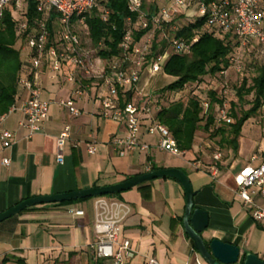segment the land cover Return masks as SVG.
Returning <instances> with one entry per match:
<instances>
[{"label":"crops","instance_id":"0c3cea01","mask_svg":"<svg viewBox=\"0 0 264 264\" xmlns=\"http://www.w3.org/2000/svg\"><path fill=\"white\" fill-rule=\"evenodd\" d=\"M69 71L64 66L57 78H52L47 65L36 71L42 98L51 101L49 117L40 131L30 137V129L21 125L25 121L21 110L4 123L14 133L15 142L6 149L0 144V214L32 197L114 185L154 171V167L179 168L189 175L197 192L195 207L209 213V226L202 234L205 241L219 239L264 260V221L254 219L255 207L244 203L235 181L242 170L264 164V130L254 117L243 127L238 150L222 142V135L211 138L198 131L193 150L181 155L159 148L160 134L149 131L151 121L147 119L139 138L150 148L120 156L113 139L125 136L127 127L103 116L102 97L107 91L98 80L84 79L89 91L76 101L81 115L73 116L59 104L70 99L76 89V84L66 81ZM157 76L146 71L138 91L120 90L116 100L134 101L138 93V103L151 101L160 89H156L154 81ZM29 97L23 87L17 105ZM66 126L71 127V137L61 164L58 138ZM92 145L95 153L89 152ZM218 151L222 153L220 171L213 175L211 165ZM4 158L11 159L10 166L3 164ZM106 197L125 201L133 209L123 224V236L131 241L137 254L127 264H145L147 257H154L161 264H195L196 248L183 223L186 194L178 180L159 178ZM96 199L36 205L0 223V264H22L19 260L24 264H92ZM254 199L264 208L262 195L256 194ZM79 210L84 214L78 215Z\"/></svg>","mask_w":264,"mask_h":264},{"label":"built area","instance_id":"2783aa9c","mask_svg":"<svg viewBox=\"0 0 264 264\" xmlns=\"http://www.w3.org/2000/svg\"><path fill=\"white\" fill-rule=\"evenodd\" d=\"M39 17L33 22L28 20L30 0H0V27L7 11H11L18 22L23 46V61L34 71L32 76L22 78L21 85L30 93V97L21 106L15 104L0 117V144L4 149L15 142L14 133L4 125L14 112L21 110L25 115L23 127L30 129V137L41 130L42 124L49 117L51 101L42 98V89L36 79V71L47 65L52 78H57L64 66L69 67L66 76L68 83L76 84L73 96L61 100L59 104L68 108L73 116L82 114L77 106V99L83 98L89 91V84L84 79H96L105 88L107 94L102 97L103 116L125 123L127 134L113 139V146L120 156H126L136 149L146 150L150 146L140 141L139 134L143 123L149 119V131L160 134L159 148L174 155L183 151L170 129L157 121L152 102L120 103L115 96L120 90L136 92L143 74L152 75L164 72L165 65L172 53L190 54L200 37H178L176 33L191 23L205 20L206 26L217 34H234L241 48L252 43L264 45V7L261 0H127L130 12L136 17H129V28L124 34L121 52L104 58L102 50H109L104 40L95 44L91 37L87 19L93 11L99 10L100 17L108 22L110 11L100 0H33ZM148 32L136 41V33ZM161 32L169 41V49L155 55L153 46L155 37ZM100 60L98 62V60ZM233 67L238 74L244 72L245 65L239 56L232 58ZM225 76L223 94L228 95L230 84ZM208 108V102L204 103ZM219 121L232 123L229 104L224 102L218 107ZM71 137V127L61 132L58 138L59 159L64 163L63 150ZM90 153L96 152L94 145ZM257 155L253 156L256 160ZM222 153L216 152L211 170L213 175L220 171ZM10 158H4L3 164L11 165ZM239 195L245 204L253 205V217L264 221V208L255 202L254 195L264 197V164L257 168H246L235 177ZM129 203L111 200L106 196L95 201L96 242L93 255L95 259L106 260L109 264H127L135 258L137 252L131 241L123 236V224L132 214ZM83 215L84 211L76 212ZM195 264H209L195 250ZM145 264H161L154 257H147Z\"/></svg>","mask_w":264,"mask_h":264},{"label":"trees","instance_id":"16d2710c","mask_svg":"<svg viewBox=\"0 0 264 264\" xmlns=\"http://www.w3.org/2000/svg\"><path fill=\"white\" fill-rule=\"evenodd\" d=\"M100 1L110 11L108 22L101 19L99 10L88 15L87 22L93 42L98 44L104 40L109 48L101 51V55L108 58L121 52L120 46L129 28L127 19L136 17L130 12L127 0ZM261 3L264 7V0H261ZM38 17L36 3L30 0L28 20L33 22ZM147 32L148 30L137 32L136 41ZM176 35L186 38L199 35L200 39L194 44L190 54L172 53L167 61L164 73L175 80L151 97L157 121L170 129L183 152L193 150L198 131H204L211 138L222 135V142L238 150L245 123L256 117L264 108V64L258 66L257 74L252 78L247 76L246 66L244 72L239 74L238 82H234L227 75L230 90L228 95H224L225 76L221 73L234 68L233 57L242 58L239 54L241 45L236 36L217 34L206 26L205 20L191 23ZM25 43L15 16L11 11H7L0 27V117L17 104L23 88L22 78L34 74L33 69L23 61ZM258 45L264 48V45ZM167 49L168 39L158 32L153 46L154 54H163ZM251 96L252 99L249 98ZM205 102H208V108L205 107ZM224 102L229 104L233 119L229 124L219 121L218 107ZM247 106L249 108H246ZM154 169L157 170L156 167ZM86 199L90 198L81 200ZM19 262L24 264L22 260ZM57 264L72 263L60 261ZM92 264L109 262L94 259Z\"/></svg>","mask_w":264,"mask_h":264},{"label":"water","instance_id":"95a60500","mask_svg":"<svg viewBox=\"0 0 264 264\" xmlns=\"http://www.w3.org/2000/svg\"><path fill=\"white\" fill-rule=\"evenodd\" d=\"M168 177L178 180L184 187L186 194V211L183 218L184 228L203 259L209 264H264V260L258 255L244 252L237 245L219 239H213L209 243L205 241L202 234L209 226V213L203 208L195 207L197 192L189 175L179 168L157 169L114 185L95 186L68 193L32 197L1 213L0 223L36 205L114 195L145 182Z\"/></svg>","mask_w":264,"mask_h":264},{"label":"rangeland","instance_id":"374dc122","mask_svg":"<svg viewBox=\"0 0 264 264\" xmlns=\"http://www.w3.org/2000/svg\"><path fill=\"white\" fill-rule=\"evenodd\" d=\"M239 54L242 57L241 58L242 62L246 66L247 76L249 78L256 76L258 66L261 64H264V48L261 45H258V43H252L247 49L241 48L239 50ZM164 74H165L164 72H162L161 74H158V76L156 77L157 79L154 80L156 89L157 88L161 89L175 80V78L173 79L169 77H164L165 76ZM228 75L231 80H233L234 82H238L239 74L235 71L234 68H231L229 70ZM157 92L154 95H156ZM138 98H140V95L137 93L134 99L135 103H138ZM249 98L252 99V96ZM147 102H151V101H148L146 99L143 101L144 104ZM246 108H249V106H247ZM254 118L258 121L257 124L261 127V129L264 130V108ZM256 120H254V122Z\"/></svg>","mask_w":264,"mask_h":264}]
</instances>
